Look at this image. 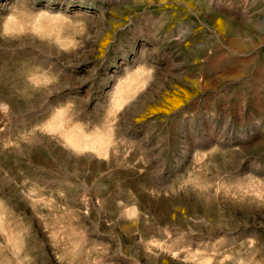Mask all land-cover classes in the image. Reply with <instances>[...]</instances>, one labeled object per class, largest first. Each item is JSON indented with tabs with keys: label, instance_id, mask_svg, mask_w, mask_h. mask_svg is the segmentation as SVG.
Masks as SVG:
<instances>
[{
	"label": "rangeland",
	"instance_id": "374dc122",
	"mask_svg": "<svg viewBox=\"0 0 264 264\" xmlns=\"http://www.w3.org/2000/svg\"><path fill=\"white\" fill-rule=\"evenodd\" d=\"M0 264H264V0H0Z\"/></svg>",
	"mask_w": 264,
	"mask_h": 264
}]
</instances>
